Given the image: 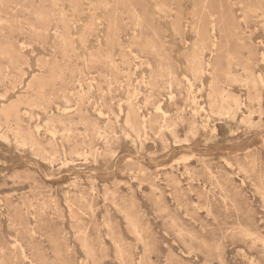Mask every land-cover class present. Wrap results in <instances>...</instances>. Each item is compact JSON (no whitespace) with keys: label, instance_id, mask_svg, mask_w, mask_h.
Here are the masks:
<instances>
[{"label":"rangeland","instance_id":"374dc122","mask_svg":"<svg viewBox=\"0 0 264 264\" xmlns=\"http://www.w3.org/2000/svg\"><path fill=\"white\" fill-rule=\"evenodd\" d=\"M0 264H264V0H0Z\"/></svg>","mask_w":264,"mask_h":264}]
</instances>
